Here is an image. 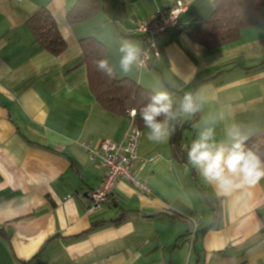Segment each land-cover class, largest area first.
<instances>
[{
    "label": "crops",
    "instance_id": "1",
    "mask_svg": "<svg viewBox=\"0 0 264 264\" xmlns=\"http://www.w3.org/2000/svg\"><path fill=\"white\" fill-rule=\"evenodd\" d=\"M79 1L0 3V264H264V180L219 196L187 155L173 156L171 137L151 142L145 128L133 169L151 192L120 180L100 210L87 212L104 170L83 143L124 140L132 121L97 101L80 44L97 39L119 78L167 91L175 106L189 92L204 97L194 116L173 122L183 125L186 151L212 120L218 140L231 123L249 138L264 133V20L232 43L207 48L191 33L213 15L216 0H100L95 16L71 23ZM178 1L187 6L185 31L163 33L158 59L121 73V43L147 45L130 34L134 23ZM40 9L66 43L59 55L35 43L29 22ZM210 198L220 199V212Z\"/></svg>",
    "mask_w": 264,
    "mask_h": 264
},
{
    "label": "trees",
    "instance_id": "2",
    "mask_svg": "<svg viewBox=\"0 0 264 264\" xmlns=\"http://www.w3.org/2000/svg\"><path fill=\"white\" fill-rule=\"evenodd\" d=\"M215 5L216 9L213 15L191 33L194 41L207 48L232 43L239 39L243 29L257 26L264 20V0H216ZM100 9V0H80L69 12L68 19L71 23L86 21L95 16ZM29 26L35 43L40 49L53 55H59L65 51L66 43L48 11L40 9L36 12L31 18ZM80 44L84 57L83 63L88 68L90 89L100 105L112 115H125L130 110H136L134 125L139 129L145 128L139 116V109L150 100L155 92L130 79H121L117 75L110 78L99 70L97 62L107 59V47L97 39L84 38ZM196 121L195 116L188 124H193ZM182 126L174 127L175 131L171 135V147L173 156L184 160L186 151H184L182 141ZM246 147L257 150L264 157V133L248 138ZM208 201L216 212H220V208L217 206L220 199L210 198Z\"/></svg>",
    "mask_w": 264,
    "mask_h": 264
},
{
    "label": "clouds",
    "instance_id": "3",
    "mask_svg": "<svg viewBox=\"0 0 264 264\" xmlns=\"http://www.w3.org/2000/svg\"><path fill=\"white\" fill-rule=\"evenodd\" d=\"M119 70L127 75L134 66L143 67L142 50L131 41L119 47ZM97 67L114 78L116 72L107 59L97 62ZM204 97L199 93H186L176 102L167 91H157L139 109L146 138L154 143L168 141L174 133L173 122L194 116L201 109ZM136 110L132 115L135 116ZM223 119V117H221ZM216 120L200 128L186 148L187 162L215 188L217 195L230 197L237 189L253 187L264 180V157L257 150L246 147L248 135L241 125L231 123L224 129V138L218 140L215 133Z\"/></svg>",
    "mask_w": 264,
    "mask_h": 264
},
{
    "label": "built area",
    "instance_id": "4",
    "mask_svg": "<svg viewBox=\"0 0 264 264\" xmlns=\"http://www.w3.org/2000/svg\"><path fill=\"white\" fill-rule=\"evenodd\" d=\"M2 1L0 0V3ZM186 10L187 6L178 1L171 7L158 11L148 20L134 23L130 34L147 38L146 47L141 48L142 55L140 59L143 61V67H138L139 69L147 68L153 60L160 57L159 37L163 33L171 30L185 31L180 17ZM132 112L133 110H130L127 113L132 121V127L124 140L102 139L96 147H90L89 144L83 143L90 160H98L99 166L104 170V178L100 186L88 193V213H94L101 209L114 193L120 180L129 181L144 193L151 192L147 182L139 178L133 169V164L138 159L142 131L134 125L136 115L133 116Z\"/></svg>",
    "mask_w": 264,
    "mask_h": 264
}]
</instances>
